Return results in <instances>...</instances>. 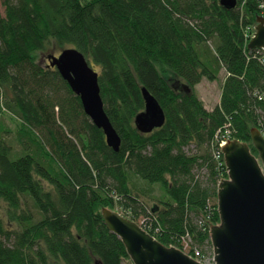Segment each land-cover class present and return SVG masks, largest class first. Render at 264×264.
<instances>
[{
    "label": "trees",
    "instance_id": "1",
    "mask_svg": "<svg viewBox=\"0 0 264 264\" xmlns=\"http://www.w3.org/2000/svg\"><path fill=\"white\" fill-rule=\"evenodd\" d=\"M237 2L0 0V264H127L103 209L204 261L220 223L218 185L228 178L220 144L240 141L257 156L252 131L264 136V50L248 48L263 3ZM49 48L76 49L99 69L119 152L50 67L53 54L38 60ZM222 71L209 110L196 86ZM142 89L165 114L150 134L135 126Z\"/></svg>",
    "mask_w": 264,
    "mask_h": 264
},
{
    "label": "water",
    "instance_id": "2",
    "mask_svg": "<svg viewBox=\"0 0 264 264\" xmlns=\"http://www.w3.org/2000/svg\"><path fill=\"white\" fill-rule=\"evenodd\" d=\"M262 3L264 8V0ZM220 4L234 9L238 2L220 0ZM257 24L248 48L264 50V15ZM48 60L80 97L86 115L104 132L107 145L119 152L121 138L105 111L99 73L76 49H65ZM142 93L145 110L136 117L135 126L150 134L163 127L165 114L146 89ZM251 137L257 156L240 141H229L222 148L228 178L218 185L220 223L210 229L215 264H264V136L254 129ZM102 214L108 229L123 242L131 264H210L201 262V256L192 258L180 249L164 246L139 223L117 211L103 209Z\"/></svg>",
    "mask_w": 264,
    "mask_h": 264
},
{
    "label": "rangeland",
    "instance_id": "3",
    "mask_svg": "<svg viewBox=\"0 0 264 264\" xmlns=\"http://www.w3.org/2000/svg\"><path fill=\"white\" fill-rule=\"evenodd\" d=\"M49 54H53L54 56H59L60 51H58L57 49H54V48H49L46 53H42L38 56V60L40 62H42L44 65L47 64L48 62L46 61V58ZM94 70L99 73L98 68H94ZM223 79H224V73L222 71L218 81L209 82L207 79H204L198 86H196V92H197L198 96L210 108L214 107L219 102V99L221 97V89H222ZM1 118H2L1 121L6 125V127L10 131L15 132L16 127H17V123H15L13 121V119H11L8 116H2ZM11 137H13V135L8 136V138H11ZM229 141L230 140H225V144ZM222 142H224V140H222ZM225 144L223 145V147L225 146ZM16 148L19 149V147L17 145H16ZM201 172L203 173V175L206 174L205 170H202ZM155 188H156V192L154 193V196H156V198H158L157 196H160L159 191H161V186L155 185ZM146 200L149 201L150 204L157 203V201H155V200L153 202L150 197H148ZM120 214H122V213H120ZM0 215H4V205L3 204H2V206H0ZM122 215L124 216V214H122ZM139 223H141V222H139ZM140 225L142 226V223ZM204 255H205L204 262L210 263V264H215L214 258H213L214 254H213L212 246L210 249L209 248L205 249ZM127 264H131V260Z\"/></svg>",
    "mask_w": 264,
    "mask_h": 264
},
{
    "label": "built area",
    "instance_id": "4",
    "mask_svg": "<svg viewBox=\"0 0 264 264\" xmlns=\"http://www.w3.org/2000/svg\"><path fill=\"white\" fill-rule=\"evenodd\" d=\"M253 37H254V36H253ZM224 144H225V140H224V142H222V143L220 144L221 148L223 147ZM195 255L201 256L199 252H196ZM201 262H204V261L201 259Z\"/></svg>",
    "mask_w": 264,
    "mask_h": 264
},
{
    "label": "crops",
    "instance_id": "5",
    "mask_svg": "<svg viewBox=\"0 0 264 264\" xmlns=\"http://www.w3.org/2000/svg\"><path fill=\"white\" fill-rule=\"evenodd\" d=\"M223 73H224V78H225V75H226V74H225L224 71H223ZM219 101H220V99H219ZM218 103H219V102H218ZM218 103H217V104H218ZM204 104H205V103H204ZM217 104H216V105H217ZM216 105H215V106H216ZM205 106H206V108L209 109V110H211V109H213V108L215 107V106H214V107L210 108V107H208L206 104H205Z\"/></svg>",
    "mask_w": 264,
    "mask_h": 264
}]
</instances>
